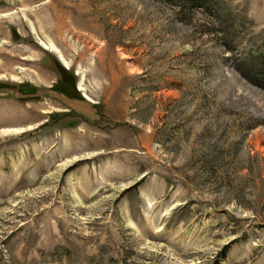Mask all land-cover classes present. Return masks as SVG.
I'll list each match as a JSON object with an SVG mask.
<instances>
[{"label": "rangeland", "instance_id": "374dc122", "mask_svg": "<svg viewBox=\"0 0 264 264\" xmlns=\"http://www.w3.org/2000/svg\"><path fill=\"white\" fill-rule=\"evenodd\" d=\"M212 2L0 0V264H264V0Z\"/></svg>", "mask_w": 264, "mask_h": 264}, {"label": "trees", "instance_id": "16d2710c", "mask_svg": "<svg viewBox=\"0 0 264 264\" xmlns=\"http://www.w3.org/2000/svg\"><path fill=\"white\" fill-rule=\"evenodd\" d=\"M178 4L182 7L190 0H177ZM204 3V6L209 9L215 6L212 0H200ZM180 6V7H181ZM213 13H216L215 11ZM217 14V13H216ZM215 14V15H216ZM238 70L243 72V75L247 77L249 81L255 85L261 86V81L264 82V58L249 56L236 62ZM240 65V66H239Z\"/></svg>", "mask_w": 264, "mask_h": 264}, {"label": "bare ground", "instance_id": "6f19581e", "mask_svg": "<svg viewBox=\"0 0 264 264\" xmlns=\"http://www.w3.org/2000/svg\"><path fill=\"white\" fill-rule=\"evenodd\" d=\"M45 48H48V49H51L53 52H56L58 55H61L62 56V53L59 52L54 46L52 45H45ZM66 63V62H65ZM70 67V65H68ZM80 90H83V89H80ZM87 99H89L87 96H86Z\"/></svg>", "mask_w": 264, "mask_h": 264}]
</instances>
